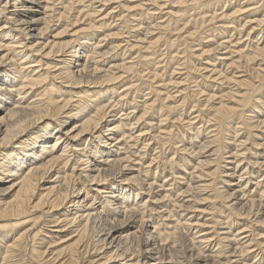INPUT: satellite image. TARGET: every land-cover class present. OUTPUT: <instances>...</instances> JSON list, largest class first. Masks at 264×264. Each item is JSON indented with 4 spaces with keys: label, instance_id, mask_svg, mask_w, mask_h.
Here are the masks:
<instances>
[{
    "label": "bare ground",
    "instance_id": "obj_1",
    "mask_svg": "<svg viewBox=\"0 0 264 264\" xmlns=\"http://www.w3.org/2000/svg\"><path fill=\"white\" fill-rule=\"evenodd\" d=\"M108 1L109 3H111L110 2L111 0ZM190 1L191 0H189V2ZM56 2L57 1H55V4ZM186 4L187 3H185V5ZM58 5L59 4H57L56 6L57 10H58ZM189 7L191 8V6ZM66 10L68 14V9ZM53 12H56V9L50 5V0H3L2 4H0V241L4 243L5 239L6 241L7 238L9 239L7 242L5 241L6 242L5 244L2 243V246L0 247V251L2 249H5V252L3 250L1 251L3 252L2 253L3 257H2V262L0 263L15 264L17 262L15 261L16 260L15 257L18 256V253H21L22 249H25L26 251L29 250L27 252L29 255L28 257L29 262L27 264H249V262L247 261L249 259H246V256L250 254L253 249L250 250L251 246L249 247L247 246V244L244 245L245 243L242 242L243 240L242 236L244 235H242L240 238L239 236L243 232L247 231V229H251V227L249 228L246 227L247 228L246 229L245 227L242 226L245 229L240 228L239 231L235 232L234 230L235 222L231 220L230 214H228L227 216H224L226 220L223 223L225 226L224 225L222 226L224 230L220 228V230H222L221 232L218 230L220 233H218V231L211 232L207 228H205L207 224L203 225L199 223L197 220H195V218L193 219L192 218L193 216H188L189 214H192L197 211V209L199 208L197 204L199 205L200 203H202L203 200L207 199L201 195L202 191L204 192L207 188L216 191L214 192V194L216 193V197L222 198L224 205L226 204L227 206L229 204L228 207L229 208L231 207V209L233 210V214L235 213L234 210L236 209L237 215H244V212H241L240 208L236 206L237 204H241L239 200H244L247 197L246 195L244 196V191L238 190L239 184L234 181V178H236V175H238L237 173L238 170L236 172L237 174L235 173V170L238 167V165L232 167V165H229L232 162L228 164L231 167H228V165H226L227 170L230 171L233 170V171L232 173H227L226 175L227 179L224 180L225 182L223 189L214 188L213 186L215 185L214 184L212 185L211 184L212 182H210V185H208L209 184L208 183L199 186L196 183L204 182L201 181V179H204L203 178L205 176L204 174H207L208 172V176L209 174L215 175L218 172V169L223 162L221 161V165L219 164L220 166L218 165L217 170L215 169L216 172L214 171V167H212L213 168L212 171L214 172H210L211 171L210 167L214 166L213 164L214 162L213 163L211 162V164L213 165L209 167L210 171H206V169H208L207 167L210 165L209 156L214 154L213 153L203 156L204 153L208 152L207 148L209 146V142H206V145H202L201 147H198L197 150L196 149L190 150V148H188L187 146L183 147L182 150L184 152L187 153L189 151L191 152L188 154V156L192 154L196 162L194 164V162L192 161L194 165L190 169L186 167L182 169L183 176L184 177L188 176L190 179L188 180V182H186L187 184H185V188L183 190L181 189L182 191H180V194L183 196L181 200H179L180 197L174 198L175 196L173 197V193L170 191V189L165 187L168 185L169 182L167 183V185L165 183L159 184L157 183L158 181H156L155 177L153 179H150L147 177L148 174L145 173L143 174V171L136 169L134 165H132L133 161L129 159L131 158L130 156L124 157L125 154L123 156L121 155V153H123L121 149H123L122 146L123 142L125 141L127 142L128 139H132V138L140 139L142 136H143L142 138H144V135H146L144 132L140 131L139 133H135L137 135L136 136L134 135L133 137L134 132L131 133V130H129L130 134L127 135L126 125L130 126L131 129H133L135 128L134 125H136L139 122L140 118L137 119L136 121H133L136 119L135 115H133V117L130 118V114L125 113L126 117L125 118L122 117L124 120L121 118V116L117 115L118 117H114L113 114L109 115L110 111H108V109L112 108L114 110L113 106L115 107L116 104L113 105L112 103L109 102L103 104L105 102V101L103 102V98L107 97L109 94L111 95V93L113 94L116 90L115 89L112 90L111 88L110 90H104V88L103 90L100 89V91L99 89L96 90L97 88L101 87L104 84L115 83L116 80L118 81V79L121 77V76L120 77L116 76V74H112L111 71L110 73L105 72L106 70H104L103 67L99 66L98 59L103 58L105 57V55L108 54V49L104 45V41L106 40V37L105 36L101 37L100 35L102 33L99 35L101 31L99 28L100 26L92 22H90L87 27L72 29L71 31L69 29L70 26L69 27L65 26L63 29H61L62 25L60 23L62 22L59 23V21L63 19L66 14L64 13V11H62L57 13L58 14L57 16ZM210 17L212 16L210 15ZM55 18H58L57 21H55ZM213 18L215 19V17ZM64 19H66V17ZM211 19L212 18H210V21ZM250 22L256 23L257 25H261L264 22V17L261 20H250ZM246 24L242 28H244ZM233 26L235 25L233 24ZM221 28H223V26ZM255 29L257 30V28L252 27L251 30L248 32L247 36L252 35L251 34L252 31H255ZM69 31L71 32L70 34H68L70 35V38L67 39V36L65 35H67ZM236 32H238V30H236ZM81 36H82V40L80 39ZM228 40H230V38ZM256 40L257 39H255L254 42ZM225 45L224 42H222L218 46H215L214 44L215 47H213V49L210 50H205L204 54L207 55L211 52H214L215 50L217 52V50L220 49L222 50V48L225 49L226 48ZM253 47L250 48L251 51H253L252 50ZM105 48L107 50H105ZM225 50L226 52L224 53L221 51L223 53L221 56L218 53L220 58L217 59H219L222 63L225 61L227 62L230 59V57L226 56L227 49ZM254 50L255 51L252 53V55L247 57V61H254L259 57L262 58L264 57L263 45L262 47H259L256 44V49L254 48ZM53 56L58 57V59L56 60L57 63L53 66L54 70L51 67L52 65L49 63L50 61L49 60L47 62L45 61V59L46 60L51 59ZM140 56L141 53L139 57ZM55 57H53L52 59H54ZM212 60L214 61V57ZM31 67H36L37 71L32 72L33 69ZM245 67L247 68V66H244V68ZM45 70L47 71L42 72ZM51 70H53L55 73ZM208 70H210V68ZM56 72H58V76L62 79V82L57 80L56 75H54L56 74ZM252 72L253 73L255 72L254 74L257 75L256 77H259V75L261 74L259 73V70L258 71L256 70V68L253 69ZM50 74L52 76V79H50ZM51 80L59 81L58 82L59 86L56 84L50 86V84L48 83H50ZM153 83L155 84V82ZM64 84L66 85L64 86ZM122 86L124 85L122 84ZM65 87L66 88L82 87L83 89H81L79 92H76L78 93L76 94L77 99L74 100L73 98L76 96L74 95L73 97V94L68 98H66V96L64 98H61L63 95L69 94V93L64 94ZM118 87L121 86L118 85ZM35 92H38V94H36ZM118 94L119 93H117V95ZM134 97H138V96H134ZM212 98H214V96L209 98V100ZM218 99L220 100L219 97ZM233 99H235V97ZM135 102H137L136 104H138V101ZM252 104L256 107V109L254 106H253L254 111L247 109V114L248 111H252L253 113H256V116L255 115L252 116V119L256 118L255 119L256 122L253 120L255 123L250 124L249 122L251 121V119L249 120L250 117L248 116L249 122L246 125V127L248 126V129L251 127V128H257L256 130L258 129L261 130L260 136H262V140H263L264 119L258 118L259 116L257 115L258 114L257 112L261 110L259 109L258 111L257 108L259 106H264L263 97L258 95L256 97V100H254ZM170 105H172V102ZM91 106L93 107L96 106L95 111H92L93 113L90 111L92 108L89 109ZM140 106L141 105L139 104V107ZM243 106L241 105V107ZM139 107L136 108L138 109ZM115 109L117 110V108ZM213 111H215L213 112V114L214 113L215 114L212 118L215 120L218 119L222 120V122H224L223 119L225 118L228 119L231 118L230 116L231 113L233 112L231 111L230 108L226 107L223 104V102ZM239 113H240V108L238 114ZM243 114L245 115L246 113L244 112ZM208 116L211 117V115ZM204 117L205 116H203L202 119H204ZM206 120L209 121V119ZM222 122L219 123L222 124ZM237 123L238 122H236V124ZM155 126L157 125L155 124ZM34 128H38V130L35 132L33 131ZM217 129L219 128L217 127ZM213 130H215V128ZM226 131L228 132V129ZM208 132H211V130H209ZM230 132L229 134L231 136V133L233 131L231 133ZM237 132H239V129ZM251 132L252 131L250 130V133ZM197 134L198 133L193 134V136L199 137V135ZM234 134H233V138L235 137ZM87 135L92 136V138L90 137L91 140H89V143H87V145H84L85 147L83 148L77 147L80 145V142L83 141V139L85 141V137ZM221 136L225 138V135L224 136L221 135ZM251 136L250 138H248L247 136L246 137L248 139H251ZM234 140L236 141V139ZM252 140L254 139L252 138ZM200 142H202V140H200ZM245 142H248V140ZM245 142H243L242 147H244ZM143 143L144 142H142V144ZM191 143L193 144V142ZM90 144H92L93 146L88 148ZM256 144H258V146L264 147V142L263 143L259 142ZM221 145L218 146L220 147ZM248 146L250 145H247L246 147ZM246 147H244V149ZM88 149H91L90 153H88L89 152ZM238 149L235 150L234 148L235 151H233V149L231 150L229 149L228 152H225L226 158L223 159L222 157V159L226 160L227 158H236V156L243 157L242 152L244 149L243 150L240 149L242 151L241 153ZM247 149L248 148H246L245 150ZM177 150L179 149L177 148ZM225 150H222V153ZM72 151H73L72 154L73 155L77 154L76 155L77 157L74 158L71 157L70 154ZM125 153H127V151ZM226 153L228 154L226 155ZM69 158L71 160L73 158V160L75 161L74 166H72L71 168L72 170L71 169L69 170L68 168L71 167V165L68 166L70 161ZM218 159H216V161ZM166 161L162 165L160 163L157 169L163 166V170L161 171H165V169L167 171V169H169L168 167H171L174 163L173 159L168 160L167 162ZM253 162L252 164H254ZM262 163L263 162L261 163L259 162L258 164H262ZM241 164L243 163L241 162ZM258 164H257L258 168L261 167ZM226 169H224V171L222 170L221 171L226 173L227 172ZM262 169L264 170L263 166ZM53 175H55L56 177L54 180H51L50 182L54 184L49 186L46 189V192H43L40 195L38 201H35L36 189L43 188V184L41 183L49 181L50 178L47 179V177ZM174 176L172 177V179L174 178ZM160 177L162 176H159V178ZM251 181L249 180L250 183ZM258 182L256 183L258 184ZM260 190H262V188H260ZM210 192H207V194ZM197 193L200 194V196L202 197L197 196L196 195ZM262 193L264 194V192ZM175 194L176 193H174V195ZM239 195H241L240 198L238 197ZM185 197H188V199L184 200ZM251 198H253V195L251 196ZM68 202H70L68 207L63 209V207H65V205ZM251 203L252 205H254V202L251 201ZM243 205L244 204L242 203L241 206ZM214 208L216 210L215 206ZM216 219L217 218H215V220ZM41 220L43 222H41ZM47 220L48 222L51 223V227L50 229L48 227H45L48 228L49 231H46L47 233L45 234L43 233V234H44V238L49 240L46 242L45 239L43 242H41L42 245L40 246V244L38 243L40 242V240L37 242V239H39L40 232ZM220 220L221 218L218 221ZM257 222H261V224H263L264 220H260V221L257 220L256 223ZM69 230H71L69 233H75V240L72 243L64 245L63 243H66L68 239H63L61 233L68 232ZM15 231H18V233L15 234ZM181 237L186 241V244H184L185 246L183 245L184 247L178 243L179 239L182 242ZM257 240H259V238H257ZM46 243L47 245L44 246V244ZM178 244L182 246L181 248H184L183 250H186V252L184 251V254H182L181 256L177 255L179 252L178 248H180L179 246L177 248ZM260 247L261 248H259V252H261V254L262 253L264 254V246L263 247L260 246Z\"/></svg>",
    "mask_w": 264,
    "mask_h": 264
},
{
    "label": "rangeland",
    "instance_id": "obj_2",
    "mask_svg": "<svg viewBox=\"0 0 264 264\" xmlns=\"http://www.w3.org/2000/svg\"><path fill=\"white\" fill-rule=\"evenodd\" d=\"M55 1H57L56 4H55ZM202 1H203V3H202ZM2 2H3V0L0 1V4H2ZM105 2H107V3H105ZM110 2L111 3H109L108 0H106V1L105 0H66V2H65V0H60V2H59V0H54V1L50 0V5L56 9V12H53V13H55V15L58 16L57 13L62 12V11H64V13L67 15L66 16L64 14L67 20L64 19L65 18L64 17L63 19H61L59 21V23L62 22V23H60L62 25L61 29H63L65 26H67V27L70 26L69 29L71 31L72 29L87 27L88 24L90 22H92V23H95L96 25L100 26L99 28L101 31H100L99 35L102 33L100 36L106 37V40L104 41V45L108 49V54L105 55V57L98 59L99 66L103 67V69L106 70L105 72L110 73V71H111L112 74H116V76H119V77L121 76V77L118 79V81L116 80V82H115L116 84L115 83L104 84L101 87L97 88L96 90L99 89V91H100V89L103 90V88H104V90H110V88L112 90L115 89L116 91L113 94L111 93V95L109 94L107 97H104L103 102L104 101L105 102L104 103L102 102L103 104H106L108 102L112 103L113 105L116 104L115 107L113 106L114 110L112 108L108 109V111H110L109 115L113 114L114 117L121 116V118L126 117L125 113L130 114V118H132L133 115H135L136 119L133 121H136L137 119L140 118V120H139L140 123L138 122L139 125H138V123L136 125H134L135 128H133V129H131L130 126L126 125L127 128L126 127L125 128L127 130L126 131L127 135L130 134L129 130H131V133L134 132L133 137H134V135L135 136L137 135L135 133H139L140 131L144 132L146 134V135H144V138H142L143 137L142 136L140 139L139 138L138 139L132 138V139H128L127 142L126 141L123 142V145H122L123 149H121V151L123 153H121V155L123 156L125 154L124 157L130 156L131 158H129V159L131 161H133L132 165H134V167L136 169L143 171V174L144 173L148 174V176H147L148 178L153 179L155 177L156 181H158L157 183H159V184L165 183L167 185V183L169 182L168 185L165 187L170 189V191L173 193V197L175 196L174 198L180 197L179 200H181L183 198V196L180 194V191H182L185 188V184H187L186 182H188V180L190 179L188 176L187 177L183 176L182 169H184L185 167L190 169L196 162L194 160V157L192 156V154H190L188 156V154L191 152L190 151L188 153L184 152L182 150V148L187 146L188 148H190V150H192V149L197 150L198 147H201L202 145H206V142H209V146L207 148L208 152L204 153L203 156L214 153L213 154L214 158H213V155L209 156V158H210L209 164L210 165L207 167L208 169H206V171L211 170L210 172H214L215 169L217 170L218 165L219 164L221 165V161L223 163L221 166L220 165L219 166L222 168L219 167L218 172L219 171L220 172L219 173L217 172L215 174L216 178H215V175L209 174V176H208V172H207V174H204L205 175L203 177L204 179H201V181H204V182H198L196 184H198L200 186V185H205V184L209 183L208 185H210V182H212L211 184L212 185L214 184L216 186V187L213 186L214 188L223 189L224 182H225L224 180L227 179V176H226L227 173H232V171H233V170L232 171L227 170L226 165H228L230 162H232V163L229 165H232V167H235L238 165V167L235 170V173L238 170V172H237L238 175H236L237 173L235 174L236 178H234V181L239 184L238 190L244 191V196L246 195L247 199L244 197L245 198L244 200H239L241 202V204H237L236 206L238 208H240L241 212H244V215H237L236 209L234 210L235 213L233 214V210L231 209V207L230 208L228 207L229 204L227 206H226V204L224 205L222 198H217L216 193L214 194V192H216V191H213V189L207 188L206 189L207 191L205 190L204 192L202 191V193H201V195L207 199L203 200L204 203L202 201V203H200L199 205L197 204V206L199 207L197 209V211L192 213V214H189L188 216H193L192 217L193 219L195 218V220H197L199 223H201L203 225L207 224V226L205 228H207L211 232H217L218 230L221 232L222 230H224L222 227L224 225L223 224L224 221H226L224 216H227L228 214H230L231 220H233L235 222L234 223L235 232L239 231L240 228L245 229L246 227L247 228L251 227V229L246 228L247 231L243 232L239 236V238H240L242 235H244V236H242V238H243L242 242L245 243L244 245L247 244V246H249V247L251 246L250 250L253 249L251 251V253L246 256V259H249V260H247L249 262V264H256V263H258V264L263 263L264 264V254L263 253L261 254V252H259V248H261L260 246H262V247L264 246V237H263L264 236V223L263 224H261V222L256 223L257 220H259V221L264 220V205H263L264 204V194L262 193V192H264V188H263L264 187V172H262V171H264L262 169V166L264 168V147L258 146V144H256L259 142L263 143L264 139L262 140V136H260L261 130H259V129L256 130L257 128H251L250 126L249 127L251 129L250 128L248 129V126L246 127V125L248 124L250 119H251V121L249 122L250 124H253L256 122L255 121L256 118L252 119V116H254V115L256 116V113H253L252 111H248V114H247V109L254 111L255 106L252 103L254 100H256V97L258 95L262 96L263 100H264V67H263L264 66V61H263L264 57L263 58L259 57L258 59L254 60V61H247V57L251 56L252 53L255 51L254 48L256 49V44L259 47H262V45L264 47V30H263L264 29V22L261 25H257L256 23L250 22V20H261L264 17V0H195V1L191 0L190 2H189V0H111ZM211 2H212V4H211ZM51 3H53V4H51ZM103 3H105V4H103ZM185 3H187V4L185 5ZM57 4L60 5V6L58 5L59 11L57 10V7H56ZM61 4H62V6H61ZM67 4H69V5H67ZM188 5L191 6V8ZM183 6H185V7H183ZM188 7H189V9H188ZM66 9H68V14H70V15L67 14ZM210 10L213 13H211ZM209 14L212 17H210ZM224 14L227 16H225ZM213 15H215V16H213ZM213 17H215V19L216 18L217 19L215 20ZM225 17H227V18H225ZM210 18H212L211 21H210ZM57 19L58 18H55V21H57ZM103 21H105V22H103ZM63 22H64V24H63ZM96 22H98V23H96ZM233 24L235 26H233ZM245 24H246V26L244 28H242ZM84 25H86V26H84ZM222 26H223V28H221ZM231 26H233V27H231ZM252 27L257 28V30L255 29V31H252V33H251L252 35L247 36L248 32L251 30ZM220 30L223 32H221ZM236 30H238L239 33L236 32ZM240 30L242 33L240 32ZM70 31H69V33H67V35H65V36H67V39L70 38V35H68L71 33ZM102 31H104V32H102ZM235 32L237 33V35ZM107 35H109V36H107ZM137 38L138 39L141 38V39L138 40ZM218 38H220V39H218ZM229 38H230V40H228ZM252 38L254 40L255 39H257V40L254 42V40ZM80 39L82 40V36L80 37ZM98 39H100V38H98ZM130 42H132V43H130ZM217 42H218V44H217ZM222 42H224V45L227 42L225 45V47H226L225 49H227L226 56L230 57V59L227 61L228 63L226 61L222 63L219 59H217V58H220V56L224 52H226V50L224 48H222V50L221 49L217 50V52L215 50L214 52L209 53L210 55L204 54L205 50L213 49V47L218 46ZM127 43H128V45H127ZM141 43H142V45H141ZM135 44H136V46H135ZM214 44H215V46H214ZM208 45H210V46H208ZM113 46H115V47H113ZM232 47L234 48V50ZM252 47H253V49H252L253 51H251V49H250ZM106 48H105V50H107ZM237 48H239V49H237ZM240 49L244 50L245 52L240 50ZM247 51H249V52H247ZM140 53H141V56L139 57ZM218 53L220 54V56ZM53 57H55V56H53ZM213 57H214L215 62L212 60ZM35 58H33V59H35ZM52 58L47 59V60L45 59V61L47 62L49 60L50 61L49 63L52 65L51 67L54 70L53 66L57 63L56 60L58 59V57L56 56L54 59H52ZM203 58H205V59H203ZM52 60H54V61H52ZM53 62H54V64H53ZM208 63H209V65H208ZM213 63H215V64H213ZM256 64H257V66H256ZM244 66H247V68L246 67L244 68ZM250 66H251V68H250ZM31 68L33 69L32 72L37 71L36 67H31ZM209 68H210V70H208ZM218 68H219V70H218ZM255 68L257 71L259 70V73H261L259 75V77H256L257 75L254 74L255 72L254 73L252 72L253 69H255ZM32 69H30V70H32ZM109 69H111V70H109ZM125 69H127V70H125ZM53 70H51V71H53ZM46 71L47 70L42 71V72H46ZM218 71H220V72H218ZM54 75H56L57 80L62 82V79L58 76V72H56V74H54ZM215 75H216V77H215ZM151 78H152V80H151ZM50 79H52L51 74H50ZM120 79H121V81H120ZM57 80L56 81L51 80L50 83H48V84H50V86L55 85V84L59 86V84H58L59 81H57ZM153 82H155V84ZM122 84L124 86H122ZM163 84L165 85V87ZM65 85L66 84H64V86ZM118 85L121 87H118ZM163 87H164V89H163ZM72 89H74V90H72ZM81 89H83V88L82 87H78V88H71V87L66 88L65 87L64 94L65 93H69V94L68 95L65 94L61 98H64L65 96H66V98H68V97L72 96V94L74 97V95L76 96V94H78L76 92H79ZM197 89L198 90L200 89V90L198 91ZM128 90H129V92H128ZM35 93L38 94V92H35ZM117 93H119V94L117 95ZM141 93H142V95H141ZM130 95H131V97H130ZM215 95H216V97H215ZM134 96H138L139 98L134 97ZM212 96H214V98L209 100V98H211ZM218 97L220 98V100L218 99ZM234 97L236 100L233 99ZM61 98H60V100H61ZM73 99L76 100L77 96L74 97ZM126 99H128V100H126ZM130 100H131V102H130ZM248 100H249V102H248ZM135 101H138V104H136L137 102H135ZM239 101H240V103H239ZM171 102H172V105H170ZM222 102L226 107L230 108L231 111H233L232 112L233 114L237 113L236 115H233L231 113V116L228 114L231 118H229L230 120L228 118L223 119L225 123L222 122V120H219V119L215 120L212 118L215 114V113L213 114V112H215L213 110H215L216 107H218L220 104H222ZM168 103H169V105H168ZM244 103H247V104H244ZM130 104H132V105H130ZM139 104L141 105L140 107H139ZM240 104L242 106L245 105L243 107L246 110L243 107H241ZM134 105L136 107H139V108L137 109ZM94 107L91 106L89 108V109L92 108L90 110L91 112L95 111L96 106H94ZM263 107L264 106H259L257 108L258 111H259V109H261L259 112H257L258 113L257 115L259 116L258 118H260V119H264V108ZM115 108H117V110ZM235 108H236V110H235ZM239 108H240V113L238 114ZM251 108H253V109H251ZM89 109H88V111H89ZM255 109H256V107H255ZM174 110L176 112V115H175ZM194 110H196V111H194ZM121 111H122V113L123 112L124 113L122 114ZM137 112H138V114H137ZM139 112H140V114H139ZM244 112L246 113L245 115L243 114ZM92 113H90V114H92ZM177 113H178L179 117H178ZM199 113H200L201 117H200ZM251 113H253V114H251ZM207 114L211 115V117L208 116ZM203 116H205L204 117L205 120L202 119ZM151 117H153V118H151ZM141 118H142V120H141ZM244 118H246V119H244ZM248 118H249V120H248ZM206 119H209V121L211 119H213L211 121L212 122L215 121V122L212 123L211 121L209 122ZM200 121H201V124H200ZM205 122H206V124H205ZM219 122H222V124ZM236 122H238L237 124L239 126L236 124ZM142 123H143V125H142ZM226 123H229V124L232 123V124L229 125ZM155 124L157 126H155ZM215 124H216V126H215ZM241 124H243V125H241ZM140 125H142V126H140ZM206 125H207L208 129L206 128ZM211 125L215 126V127H212ZM217 127L219 129H217ZM222 127H223V129H222ZM238 127H240V128H238ZM214 128H215V130H213ZM137 129H138V131H137ZM200 129H201V131H200ZM227 129H228V132L226 131ZM238 129H239V132H237ZM37 130H38V128L33 129V131H35V132ZM190 130L192 133L190 132ZM196 130H198V131H196ZM205 130H206V133H205ZM209 130H211V132H208ZM216 130H217V132H216ZM250 130L252 131L251 133H253V134L250 133ZM254 130H256V131H254ZM230 131L231 132L233 131V132L231 133ZM229 132L231 133V136H230ZM196 133H198L197 135H199V137L193 136V134H196ZM238 133H240V134H238ZM233 134L235 136L234 138H233ZM221 135H223V136L225 135V138H223ZM208 136L211 138H209ZM212 136H215V137H212ZM228 136H229V138H228ZM246 136L248 138H250V136H251V139H248ZM90 137L92 138L91 135H87L85 137V141L83 139L84 142L81 141L80 145L77 147H80V148L85 147L84 145H87V143H89V140H91ZM188 137H189V139H188ZM216 137H217V139H216ZM149 138H150V140H149ZM198 138H199V141H198ZM227 138L229 141L227 140ZM252 138L254 140H252ZM203 139H205V140H203ZM234 139H236L237 142ZM200 140H202V142H200ZM207 140H209V141H207ZM225 140H227V141H225ZM241 140H242V142H241ZM247 140H248V142H245ZM232 141H234V142H232ZM128 142H129V144H128ZM142 142H144L143 143L144 145L142 144ZM191 142H193V144ZM224 142H225V144H224ZM243 142H245L244 147H246L247 145H250V146L246 147V148H248L247 150H245L246 148L244 149V147H242ZM250 142H251V144H250ZM132 143H134V144H132ZM148 143H150V144H148ZM218 145H221V146L219 147ZM92 146L93 145L90 144L88 148H90ZM235 146H237V147H235ZM238 146H239V149H238ZM224 147H226V148H224ZM134 148H137V149H134ZM177 148L179 150H177ZM220 148H221V150H220ZM234 148H235V150L238 149L240 151V153L242 152L241 150L244 149L242 152L243 157L242 156H239V157L236 156V158H227L226 160H223L226 158L225 152H228L229 149L230 150L233 149V151H235ZM124 149H126V150H124ZM222 150H225V151H223V153H222ZM88 151H89L88 153H90L91 149H88ZM126 151L128 154L125 153ZM133 152H135V153H133ZM252 152H254L255 154ZM72 153H73V151L70 154L71 157H73V158L77 157L76 156L77 154L73 155ZM146 154H147V156H146ZM227 154L228 153H226V155ZM132 155H133V157H132ZM215 157H217V158H215ZM222 157H223V159H222ZM244 157H245V159H244ZM73 158H72V160L69 158L70 161H69L68 166L71 165V167H68L69 170L75 164V161L73 160ZM166 159H167V161L173 159L175 164L173 163V165L171 167H168L169 169H167V171H166V169H165V171H161V170H163V166L160 167L159 169H157L158 165L160 163L162 165L166 161ZM177 159H179V160H177ZM216 159H218V160L216 161ZM256 159L258 160V162ZM76 160H77V158H76ZM156 161L158 162V164ZM192 161L194 162V164L192 163ZM179 162L180 163L182 162L181 165ZM183 162H185V163H183ZM211 162L212 163L214 162L213 163L214 166H211V165H213V164H211ZM216 162H217V165H216ZM241 162L243 164H241ZM252 162L254 164H252ZM259 162L260 163L263 162L262 163L263 165L258 164ZM177 163H178L179 167H178ZM257 164L261 167L258 168ZM229 165H228V167H231ZM209 167H210V170H209ZM212 167H214V171H212L213 170ZM143 168H145V169H143ZM260 168L262 169V171ZM224 169L227 170L226 173L222 172V171H224ZM241 169H242V171H241ZM249 171H250V173H249ZM168 172H170V173H168ZM220 173H221V175H220ZM222 173H224L225 176ZM242 174L245 176H243ZM159 176H162V177L159 178ZM173 176H174V178L172 179ZM240 176H241V178H240ZM55 177H56L55 175L47 177V179L50 178V180L46 181L44 183L43 182L41 183V184H43V188L36 189L35 201H38L40 195L43 192H46V189L49 186L54 184L50 181L54 180ZM164 177H166V178H164ZM212 177H214V178H212ZM181 178H183L184 180ZM255 178H257V179H255ZM205 180L208 182H206ZM249 180L250 181L252 180L251 183L249 182ZM257 180L260 182H258ZM214 181H216V182H214ZM237 181H239V182H237ZM243 182H244V184H243ZM256 182H258V184ZM258 186H259V188H258ZM260 188H262V190H260ZM254 191H255V193H254ZM207 192H210V193L207 194ZM212 192H213V195H212ZM174 193H176V194L174 195ZM247 193L249 194L250 198L253 195V198L250 199L248 197ZM196 195L200 196V194H198V193ZM202 196H200V197H202ZM10 197H12V196H10ZM238 197L240 198L241 195H239ZM186 199H188V197H185L184 200H186ZM251 201L254 202V205H252ZM222 203H223V206H222ZM242 203L244 204L243 206H241ZM69 204H70V202H68L65 205V207H63V209L67 208ZM216 205H218V206H216ZM214 206L216 207V210H215ZM222 209H223V211H222ZM230 210H231V212H230ZM253 214H255V215H253ZM215 218H217V219L215 220ZM220 218L223 221H221V220H220L221 222L218 221ZM42 220H41V222H43ZM212 221H213V223L215 221V223L213 224ZM218 222H220V223H218ZM49 223L50 222H48V220L45 222V225H43V228H42V230H45V231L41 230V232H42V233L40 232L41 238L39 236V239H37V242L40 240V242H38L40 244V246L42 245L41 242H43L46 239V238H44V234L47 233L46 231H49V229L51 227V223L50 224ZM218 224H219V226H218ZM216 226H217V228H216ZM242 226L245 228H243ZM45 227H48L49 229L45 228ZM209 227H211V228H209ZM220 228L222 230H220ZM70 231L71 230H69L68 232H65V233H61L63 239H68V241L66 243H63L64 245L72 243L75 240V233H69ZM219 231H218V233H220ZM17 233H18V231H15V234H17ZM258 233H259V235H258ZM11 234H13V233H11ZM257 238H259V240H257ZM8 240L9 239L7 238V241ZM48 240L46 239L45 241L47 242ZM181 240H182V242L180 241V239L178 240V243L180 245L183 246L184 244H186V241L182 237H181ZM5 241H6V239H5ZM5 241H4V243L0 241L1 242L0 247L2 246V243L5 244L7 242V241L6 242ZM179 244L177 245V248H178V246L180 247V248H178L179 252L177 255L181 256L182 254H184V251L186 252V250H183L184 248H181L182 246H180ZM45 245H47V243L44 244V246ZM2 250L5 252V249H2ZM1 251H0V262H2V257H3V254H2L3 252H1ZM28 251H26L25 249H22L21 253H18V256L15 257V259H16L15 261H17L15 264H24V263L27 264L29 262V259H28L29 255L27 253ZM25 259L26 260L28 259V260L26 261Z\"/></svg>",
    "mask_w": 264,
    "mask_h": 264
}]
</instances>
